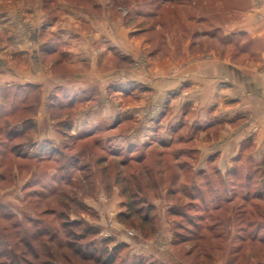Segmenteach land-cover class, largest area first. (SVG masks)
Segmentation results:
<instances>
[{"label":"rangeland","instance_id":"1","mask_svg":"<svg viewBox=\"0 0 264 264\" xmlns=\"http://www.w3.org/2000/svg\"><path fill=\"white\" fill-rule=\"evenodd\" d=\"M64 1L81 11L102 2L114 19L153 30L147 35L154 48L164 34L192 40L195 52L235 43L253 58L242 64L264 69V0H0V53L18 49L13 45L28 38L33 18H59ZM243 16L261 32L255 39L225 38ZM17 116H25L23 109ZM201 127L183 128L182 140L147 139L141 146L65 140L58 151L44 147L43 162L10 155L15 141L1 129L0 264H95L75 249H103L108 238L125 246L115 264H264V143L252 138L258 128L246 124L250 137L220 173L215 155L202 157L194 145L200 139L210 150L221 146V126ZM76 157L72 167L64 165ZM54 170V177L47 175ZM88 227L98 234L78 239L75 233Z\"/></svg>","mask_w":264,"mask_h":264},{"label":"crops","instance_id":"2","mask_svg":"<svg viewBox=\"0 0 264 264\" xmlns=\"http://www.w3.org/2000/svg\"><path fill=\"white\" fill-rule=\"evenodd\" d=\"M61 3L59 18H33L28 38L13 45L18 49L0 53V131L15 141L10 155L43 162L38 154L44 147L58 151L65 140L141 146L147 139L182 140L177 135L186 127L221 126V146L210 150L199 139L194 149L205 158L215 155L216 169L224 173L250 137L246 124L257 126L253 141L264 143V69L242 64L252 55L237 44L195 52L192 40L176 42L164 34L154 48L147 35L153 30L114 19L102 2L84 11ZM242 18L231 22L225 38L255 39L261 32L250 16ZM54 107L72 112L54 115ZM20 109L25 116H17Z\"/></svg>","mask_w":264,"mask_h":264},{"label":"trees","instance_id":"3","mask_svg":"<svg viewBox=\"0 0 264 264\" xmlns=\"http://www.w3.org/2000/svg\"><path fill=\"white\" fill-rule=\"evenodd\" d=\"M51 149H53V148H51V147L48 148V150H51ZM77 158L78 157H76L74 159L73 163L64 164V165L72 167L75 164V161ZM63 166L61 168L62 171H63V169L66 168ZM78 223L79 222H74L72 225L74 227H79L80 225H78ZM75 234L77 235L76 237L78 239L80 238V240H83L84 238H88V236L94 237L96 234H98V231L96 229H93L92 227H88V228H85L82 233L76 232ZM111 239L112 238H108V239H105L104 241H101V245L104 244L103 249L94 248L91 252H88V251L85 252L84 251L81 253V248L78 246L75 249V251L77 253H80L84 259L94 261L95 264H115V262L117 261V259L119 257L121 250H123L125 246L121 245L119 243H117V244L114 243V245H112ZM109 245H112V246L109 247Z\"/></svg>","mask_w":264,"mask_h":264}]
</instances>
